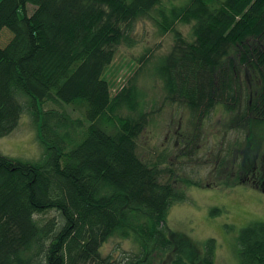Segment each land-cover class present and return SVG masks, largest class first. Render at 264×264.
<instances>
[{"label": "trees", "instance_id": "trees-1", "mask_svg": "<svg viewBox=\"0 0 264 264\" xmlns=\"http://www.w3.org/2000/svg\"><path fill=\"white\" fill-rule=\"evenodd\" d=\"M143 18L174 40L154 61L147 50L112 95L104 69L120 46L134 45ZM4 29L12 37L0 46V138L26 112L44 151L36 160L0 152V264H216L214 239L202 248L167 224L170 206L187 196L161 180L167 151L140 157L151 118L140 80L157 79L164 100L188 110L181 152L197 149L204 123L221 111L226 133L244 136L221 145L213 166L226 174L236 148L238 169L254 170L264 155V0H0ZM117 235L137 252L104 255ZM238 257L264 264L263 221L241 228Z\"/></svg>", "mask_w": 264, "mask_h": 264}, {"label": "rangeland", "instance_id": "rangeland-1", "mask_svg": "<svg viewBox=\"0 0 264 264\" xmlns=\"http://www.w3.org/2000/svg\"><path fill=\"white\" fill-rule=\"evenodd\" d=\"M179 29L185 37L191 38L190 25L180 24ZM11 37L10 30H2L0 46H5ZM134 37V45L120 46L112 63L104 69L103 78L109 83L112 95L118 93L136 73L139 58L147 50L153 52L149 57L154 61L169 50L174 40L172 33H162L147 18L138 21ZM140 85L147 87L146 108L150 110L151 117L138 139L140 157L149 162L157 158L159 153L167 151L170 160L161 165V180L171 181L187 196L185 200L170 206L167 216L169 228L187 235L202 248L206 241L214 239L216 264H240L238 235L241 228L253 221L264 222V155L258 158L257 168L246 171L245 168L238 169L240 161L235 159L238 152L235 148L227 173L220 175L219 170L213 166L214 161H211L213 153L218 152L221 145L228 146L232 140L234 144L238 135L244 136L243 131L232 130L226 133L223 127L224 113L214 111L204 123V135L197 149L181 152L183 145L179 146L178 134L189 130L188 110L164 100L163 84L157 79H141ZM82 112L74 111L73 117L83 118ZM188 150L190 154H187ZM43 151L37 127L26 112L16 129L10 135L0 138V152L8 156L36 160L42 156ZM207 159L211 162H205ZM170 169L175 170L173 174ZM53 215H56L55 211H50L47 216ZM137 249L132 239L117 235L106 241L101 251L104 255L110 254L121 259L137 252ZM153 264L173 263L171 258L166 257L156 258Z\"/></svg>", "mask_w": 264, "mask_h": 264}, {"label": "flooded vegetation", "instance_id": "flooded-vegetation-1", "mask_svg": "<svg viewBox=\"0 0 264 264\" xmlns=\"http://www.w3.org/2000/svg\"><path fill=\"white\" fill-rule=\"evenodd\" d=\"M257 168V167H256ZM260 171V170H259Z\"/></svg>", "mask_w": 264, "mask_h": 264}]
</instances>
